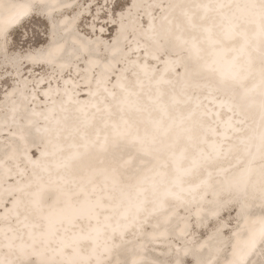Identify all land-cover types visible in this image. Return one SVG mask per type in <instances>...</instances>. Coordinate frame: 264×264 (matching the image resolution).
Masks as SVG:
<instances>
[{"label":"bare ground","instance_id":"6f19581e","mask_svg":"<svg viewBox=\"0 0 264 264\" xmlns=\"http://www.w3.org/2000/svg\"><path fill=\"white\" fill-rule=\"evenodd\" d=\"M79 1L0 0V264H264V0Z\"/></svg>","mask_w":264,"mask_h":264},{"label":"rangeland","instance_id":"374dc122","mask_svg":"<svg viewBox=\"0 0 264 264\" xmlns=\"http://www.w3.org/2000/svg\"><path fill=\"white\" fill-rule=\"evenodd\" d=\"M102 0H94L92 3H88L85 6L89 7L90 9L88 10L87 14L85 15L84 12H80L79 10V18L81 19L79 21V26L78 29L81 33L85 34L88 37H91L92 35L89 34L87 28L91 25L92 18L89 19L88 17L93 14V15H98L97 18L95 19L96 23H103L104 20L106 22H110L108 26L105 28L104 32V38H109V35H112V25H114V21L116 20V17L118 12H124L125 9L127 8V3L128 0H114L111 5L108 7L105 6L104 3L101 5L100 2ZM85 2L83 0H80L77 2V6L79 8L83 7V4ZM49 8V7H48ZM32 12L34 15L30 17L26 23L22 25L21 28L15 30L14 32H8L7 35L4 38L3 45H4V51L3 49L0 50V53H3L4 56L3 58L0 57V71L4 70L1 69L3 67H8L6 64H4V61L8 60L9 58L11 59H17V64L14 65L16 67V72L17 70V65H19L22 61L26 60L27 58H35L37 55L39 57H42V55L45 54L47 51L46 49L49 47L48 42L51 43V35L54 34V31L52 30V18H54L58 25L60 26L59 20H57L58 13L57 12H52L54 14L48 16L43 15V10L40 9V7H33ZM31 12V13H32ZM38 16H37V15ZM85 15V18H82V16ZM105 17H107L105 19ZM112 22V23H111ZM10 33V34H9ZM9 34V35H8ZM59 35V33H57ZM61 35V34H60ZM8 36V37H7ZM48 36V38H46ZM63 37H66L62 35ZM38 50V51H36ZM46 50V51H45ZM35 55V56H34ZM8 58V59H7ZM29 62V61H28ZM33 63V62H32ZM37 63V62H35ZM39 64H43L38 62ZM38 72H46V70L41 69ZM18 73V72H17ZM16 73V74H17ZM7 85H9V82H7ZM5 89V88H4ZM34 151V149H33ZM222 219L226 220L228 225L225 228V230H228L231 228V224H234V221L232 220V216H222ZM188 220H192L191 215L189 216ZM191 234L194 239V241L200 240L205 234V231H201V229H195V224L193 221H191ZM224 232V231H223ZM152 244V243H151ZM153 247H161V244L153 243ZM154 252V253H153ZM149 255H151L154 258H157L158 256L154 255L160 254L163 255L164 253H160L156 251L154 248H149L148 249ZM168 254V253H167ZM171 254L169 253L168 256ZM161 259V258H160ZM171 259H162V263L167 264V262H170ZM191 264L190 261H188Z\"/></svg>","mask_w":264,"mask_h":264},{"label":"water","instance_id":"95a60500","mask_svg":"<svg viewBox=\"0 0 264 264\" xmlns=\"http://www.w3.org/2000/svg\"><path fill=\"white\" fill-rule=\"evenodd\" d=\"M31 150H33V149H31ZM181 260H183V259H181Z\"/></svg>","mask_w":264,"mask_h":264}]
</instances>
